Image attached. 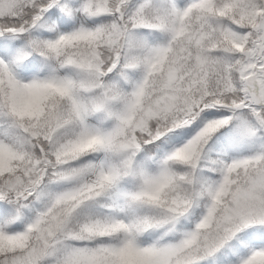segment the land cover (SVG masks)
<instances>
[{
	"label": "snow or ice",
	"instance_id": "6c2138e0",
	"mask_svg": "<svg viewBox=\"0 0 264 264\" xmlns=\"http://www.w3.org/2000/svg\"><path fill=\"white\" fill-rule=\"evenodd\" d=\"M0 264H264V0H0Z\"/></svg>",
	"mask_w": 264,
	"mask_h": 264
}]
</instances>
